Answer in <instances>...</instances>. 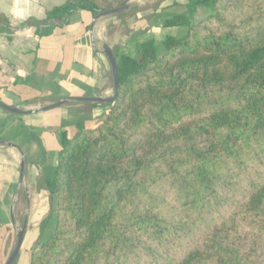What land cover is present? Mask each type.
<instances>
[{"label": "trees", "instance_id": "trees-1", "mask_svg": "<svg viewBox=\"0 0 264 264\" xmlns=\"http://www.w3.org/2000/svg\"><path fill=\"white\" fill-rule=\"evenodd\" d=\"M165 54L118 57L119 91L60 133L47 189L54 233L30 264H264V0H188ZM127 0H67L21 27L48 36L80 11Z\"/></svg>", "mask_w": 264, "mask_h": 264}, {"label": "crops", "instance_id": "crops-1", "mask_svg": "<svg viewBox=\"0 0 264 264\" xmlns=\"http://www.w3.org/2000/svg\"><path fill=\"white\" fill-rule=\"evenodd\" d=\"M66 2L0 0V13L19 28L31 19L45 20L49 10ZM189 5L188 0H130L128 11L96 21L90 12H77L67 26L48 36L36 37L34 30L13 36L0 32V103L36 109L66 97L112 96V70L103 44L118 60L122 55L138 57L140 47L153 41L162 57L169 37L182 39L188 33V27L166 26L168 20L187 14L196 25L210 12L198 7L190 15ZM102 110L100 103L84 102L25 116L0 109V142L18 146L26 162L19 198L22 155L17 148L0 144V264L6 263L14 249L18 228L26 227L21 251L35 227L42 228L40 244L54 233L56 203L46 183L57 168L60 133ZM46 226L53 230L49 237Z\"/></svg>", "mask_w": 264, "mask_h": 264}, {"label": "water", "instance_id": "water-1", "mask_svg": "<svg viewBox=\"0 0 264 264\" xmlns=\"http://www.w3.org/2000/svg\"><path fill=\"white\" fill-rule=\"evenodd\" d=\"M129 9H130V0H127V3L125 6L118 8V9H115V10H111V11L101 13L95 17V21L100 19V18H103V17L122 14V13L128 11ZM102 52L107 57V59L110 63V66H111V70H112V82H113L112 96L107 97V98H102V97H66V98H63V99L55 102V103H52V104L47 105V106L39 107L36 109H22V108L11 107V106L5 105L3 103H0V109L4 110L6 112H9L11 114H14V115L25 116V115H33V114H37V113H42V112L58 109V108H61L65 105H68V104L73 103V102L100 103V104L114 103L118 98V91H119V64H118V60H117L113 50L108 45L103 44ZM0 144L7 145L9 147L17 148L20 151V153L22 155L21 166H20V183H22L24 173H25L26 162H25V158H24L20 148L14 144H11V143L0 142ZM25 230H26L25 226L23 228H18V235H17L15 247H14L10 257L8 258V260L6 261L5 264H15L17 259L19 258L21 247H22L23 241H24Z\"/></svg>", "mask_w": 264, "mask_h": 264}, {"label": "rangeland", "instance_id": "rangeland-1", "mask_svg": "<svg viewBox=\"0 0 264 264\" xmlns=\"http://www.w3.org/2000/svg\"><path fill=\"white\" fill-rule=\"evenodd\" d=\"M19 188H20L19 189V198H20L22 195L23 183L21 184V186ZM10 218L12 219L11 214H10ZM46 228H47V235L49 237L51 235V233L53 232V230L49 226H46ZM41 230H42V228H40V227L34 228V230L32 232L33 236H31V238L27 241L26 245L23 247V249L19 255V258L15 264H30V259H31L32 255L38 249V246L42 241L41 239H42L43 233H41V234L39 233ZM12 245L14 248L15 243L13 242Z\"/></svg>", "mask_w": 264, "mask_h": 264}]
</instances>
